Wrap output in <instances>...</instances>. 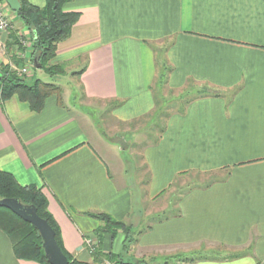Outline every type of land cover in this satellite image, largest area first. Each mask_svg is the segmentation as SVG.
Segmentation results:
<instances>
[{"label": "crops", "instance_id": "obj_1", "mask_svg": "<svg viewBox=\"0 0 264 264\" xmlns=\"http://www.w3.org/2000/svg\"><path fill=\"white\" fill-rule=\"evenodd\" d=\"M0 7L11 24L0 40L13 51L0 53V62L15 66L20 39L30 52L29 33L6 0ZM62 10L79 16L51 63L76 82L81 98L108 107L114 122L152 112L156 47L166 43L165 86L216 95L171 114L160 138L143 147L146 199H159L188 173L216 178L183 193L173 213L179 214L151 224L134 250L164 259L219 246L236 257L192 264H264V0H70ZM69 100L51 96L39 113L17 97L0 101V171L41 190L65 251L90 263L84 241L102 224L88 215L106 214L139 231L144 217L118 163L98 152L107 149L97 124L77 115ZM122 241L120 232L105 234L102 252L119 253ZM0 264L38 263L18 260L0 231Z\"/></svg>", "mask_w": 264, "mask_h": 264}, {"label": "trees", "instance_id": "obj_2", "mask_svg": "<svg viewBox=\"0 0 264 264\" xmlns=\"http://www.w3.org/2000/svg\"><path fill=\"white\" fill-rule=\"evenodd\" d=\"M68 1L70 0H45V6L43 8H39L31 5L27 0H18L20 7L16 14L22 21L24 27L27 29L31 40V48L28 57L31 63L35 60L39 69H42L45 73L52 77L64 74L62 66L52 65L51 62L56 55L57 44L68 37L71 27L76 23L79 16L77 13H67L62 10L63 5ZM81 72L82 71H79L74 75H80ZM168 72V69L164 70V72L160 73L158 76V79L161 80V84L164 86L166 85V75ZM60 93L61 90L59 86L44 83L39 79L34 80L31 84H27L24 76L18 75L7 65L3 66L0 64V101H6L12 97H17L19 101L27 103L32 112L39 113L43 109L47 98L55 96L59 100L61 97ZM205 96L216 95L214 92L209 91L206 88H201L197 91V93H195V97H193L192 100ZM153 100L155 107L158 104L155 101V97ZM192 100L187 101L184 104V107H186ZM183 110L175 113H182ZM156 112L157 108L155 110L153 109L150 114L146 115V117L148 116L147 123L151 127V132H156L157 134L156 138L149 135V143L147 144L155 143L160 138L161 134L164 132L165 123L171 116V114L161 115L160 111L159 113ZM161 117L163 118V123L161 127H158V122L161 120L159 118ZM144 166L146 168V165ZM178 179L170 185V188ZM148 182L149 174L147 172L145 187ZM214 182L215 179H212L201 188H207ZM193 189H196V187L188 189L185 193ZM0 199H17L25 206H33L38 217L45 220L52 228L55 235V241L62 254L66 257L68 264H89L75 259L63 248L59 228L47 210V202L40 189L34 186H20L12 175L0 171ZM178 214L179 213L152 219L144 230L137 233L136 239L133 236L132 227L125 225L123 222H116L106 214L88 216L98 220L102 224V226H100L95 233L97 241L100 245L105 234L114 238V236L120 232L123 235L121 251L122 253H127L129 247L137 243V237L144 231L148 230L151 224L162 222L171 216H177ZM0 231L8 237L13 253L18 260L35 262L38 264H48L44 256L42 241L38 232L31 225L25 223L9 210L4 208H0ZM91 254L93 257L92 262L98 264V258L102 257L101 251L99 249L94 251L93 249ZM234 257L236 256L232 255L225 258H216L205 256L204 253L195 251L191 255L176 254L166 257L161 262H158L155 258L150 259L152 260L151 263L154 264H192L208 260H230ZM104 259L113 264H124L121 261L120 255L112 252L104 254L103 260ZM137 264H147V261L141 259L137 262Z\"/></svg>", "mask_w": 264, "mask_h": 264}, {"label": "rangeland", "instance_id": "obj_3", "mask_svg": "<svg viewBox=\"0 0 264 264\" xmlns=\"http://www.w3.org/2000/svg\"><path fill=\"white\" fill-rule=\"evenodd\" d=\"M166 44L156 47V62L159 65L158 76L160 73L164 72V70L168 69L163 57V52ZM27 45L28 42L25 43V46H22L23 51L20 52H22L21 56H24L26 59L30 60L28 57V51H25ZM16 51L18 50L16 49ZM5 52L12 53L13 51H7L6 48ZM22 64L23 63H21V60H19V62L15 64L14 67L20 68ZM2 65H6V62L2 63ZM27 69L28 74L27 76H24L26 83L29 84L34 80L39 79L44 83L55 84L59 86L61 90V97H63L65 101H68V99H70L68 105L73 109V111L77 115H82L87 119L89 118V122H95L97 124L98 127L97 129L95 127V130H98V132L100 133L99 136L103 139L104 145H106L105 149H107L106 151H101L99 149L97 150L100 154H102L104 159L106 158V160H108L109 163H111L110 160L116 161L120 169L119 175L121 173V176L125 175L127 177V181L129 182L130 188L133 193L134 202L136 203L134 207L136 208L135 211L136 213L142 214L144 217V222L141 225L140 230H143L154 218H161L175 213L176 205L180 196L188 189L193 187L201 188L205 184L209 183L212 179L216 178L214 175L210 174L197 172L188 173L187 175L179 178L173 184V186L169 188L166 193H164L159 199L155 201L146 199L144 193L145 183L147 180V170L142 160V149L145 144L149 143V135H151V137L153 138H156L157 136L156 132H151V127L147 123L148 116L130 124L114 122L109 118L108 107H105L103 104L97 102L89 103L85 99L80 97L81 93L79 89H76V82L74 80H71V77H66L65 75L52 77L45 73L42 69H35L32 65L29 64L27 65ZM200 89L201 87H193L192 89L186 88L182 91L175 92L169 90L166 86L161 84V80L157 78L154 86L152 87V91L153 98L155 97V101L158 105L153 107V109L155 110L157 108L156 113H159L160 111L161 115H168L181 111L185 108L184 104L187 101L192 100V98L195 97V93H197V91H199ZM69 95L72 96L70 97ZM84 105L88 106V108ZM162 117L159 118L161 120L158 122V127H161L163 123ZM105 140L108 142H106ZM110 142L114 144H111ZM110 168L112 174L116 179H118L116 169L114 168V166H112V164H110ZM138 197L140 198V201ZM132 232L134 238L136 239L139 228H133ZM88 240L90 241L89 244L91 245V247L93 245L94 251L99 249L102 253V257L98 258V264H105L107 260H103V255L107 254V252H102V243L101 245L98 243L96 236ZM134 246L135 244L131 245L127 253H122V251L117 253V255H120L121 261L124 264H137V262L141 259L147 261V264H154L151 263L152 260L150 259L153 257L140 256V253L138 254V252L134 250ZM197 251L200 253H204L205 256L216 258H225L232 256V250L230 248L219 246L206 245L200 249L198 248ZM192 253L193 251L190 253H186L185 255H191ZM88 254L91 257V262L89 264H95L94 262H92L93 257L90 251L88 252ZM156 259L158 262H161L163 260L159 256L156 257Z\"/></svg>", "mask_w": 264, "mask_h": 264}, {"label": "water", "instance_id": "obj_4", "mask_svg": "<svg viewBox=\"0 0 264 264\" xmlns=\"http://www.w3.org/2000/svg\"><path fill=\"white\" fill-rule=\"evenodd\" d=\"M12 11L19 10L18 0H6ZM35 69H39L36 61L32 62ZM0 208L9 210L19 219L31 225L39 234L42 241V249L48 264H68L66 257L62 254L55 241V235L48 223L38 217L33 206H25L17 199H0Z\"/></svg>", "mask_w": 264, "mask_h": 264}, {"label": "built area", "instance_id": "obj_5", "mask_svg": "<svg viewBox=\"0 0 264 264\" xmlns=\"http://www.w3.org/2000/svg\"><path fill=\"white\" fill-rule=\"evenodd\" d=\"M10 26H11L10 21L4 15V13L2 12L1 7H0V37L7 32V30L10 28ZM19 43L21 44V46H25L26 41H23L20 39ZM5 50H6L5 43L0 40V53H3ZM20 60H21V63H23L20 68H15L14 65H11V64H6V65L11 70H14L18 75L27 76V74H28L27 65L28 64L32 65V64H31L30 60L26 59L24 56H21V55H20ZM0 64H2V63L0 62ZM89 242L90 241L88 239H86L84 241V247L88 252L89 251L92 252L93 251V245L91 247ZM105 264H113V263L106 261Z\"/></svg>", "mask_w": 264, "mask_h": 264}]
</instances>
